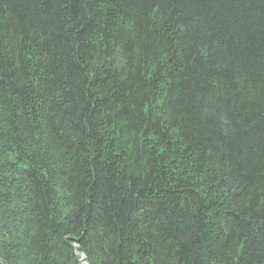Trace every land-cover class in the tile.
I'll return each mask as SVG.
<instances>
[{
	"label": "trees",
	"instance_id": "16d2710c",
	"mask_svg": "<svg viewBox=\"0 0 264 264\" xmlns=\"http://www.w3.org/2000/svg\"><path fill=\"white\" fill-rule=\"evenodd\" d=\"M0 261L264 264V0H0Z\"/></svg>",
	"mask_w": 264,
	"mask_h": 264
},
{
	"label": "water",
	"instance_id": "95a60500",
	"mask_svg": "<svg viewBox=\"0 0 264 264\" xmlns=\"http://www.w3.org/2000/svg\"><path fill=\"white\" fill-rule=\"evenodd\" d=\"M0 264H8V263H4V262L0 261Z\"/></svg>",
	"mask_w": 264,
	"mask_h": 264
}]
</instances>
